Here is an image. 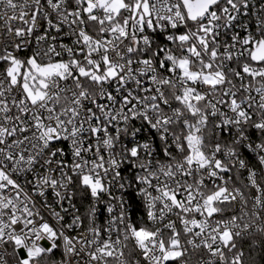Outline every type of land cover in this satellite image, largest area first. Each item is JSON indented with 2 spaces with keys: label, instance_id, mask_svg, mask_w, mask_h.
<instances>
[{
  "label": "snow or ice",
  "instance_id": "6c2138e0",
  "mask_svg": "<svg viewBox=\"0 0 264 264\" xmlns=\"http://www.w3.org/2000/svg\"><path fill=\"white\" fill-rule=\"evenodd\" d=\"M0 264H264V0H0Z\"/></svg>",
  "mask_w": 264,
  "mask_h": 264
},
{
  "label": "built area",
  "instance_id": "2783aa9c",
  "mask_svg": "<svg viewBox=\"0 0 264 264\" xmlns=\"http://www.w3.org/2000/svg\"><path fill=\"white\" fill-rule=\"evenodd\" d=\"M100 219H101V221H102V220H103V216H101V218H100Z\"/></svg>",
  "mask_w": 264,
  "mask_h": 264
}]
</instances>
